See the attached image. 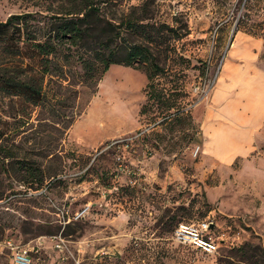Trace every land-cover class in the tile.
<instances>
[{"label":"rangeland","instance_id":"374dc122","mask_svg":"<svg viewBox=\"0 0 264 264\" xmlns=\"http://www.w3.org/2000/svg\"><path fill=\"white\" fill-rule=\"evenodd\" d=\"M40 9L0 0V21ZM154 10L189 31L176 42L189 63L178 66L170 111L150 106L145 73L123 65L61 103L34 106L0 89V241L30 248L31 264H221L244 243L264 249V124L252 137L218 120L224 149L202 154L197 111L230 54L253 53L264 70V0H154ZM167 80L176 78H154ZM180 219L210 221L216 251L177 244ZM0 264H13L1 246Z\"/></svg>","mask_w":264,"mask_h":264},{"label":"trees","instance_id":"16d2710c","mask_svg":"<svg viewBox=\"0 0 264 264\" xmlns=\"http://www.w3.org/2000/svg\"><path fill=\"white\" fill-rule=\"evenodd\" d=\"M128 1L38 0L40 11L10 14L0 21V50L10 59L0 62V89L34 106L51 98L61 103L63 95L77 97V85L94 91L111 65H123L145 73L150 106L170 111L177 105L171 96L182 86L178 66L189 63L176 47L188 25L177 15L171 23L156 20L154 0ZM230 257L221 264H264V249L247 242Z\"/></svg>","mask_w":264,"mask_h":264},{"label":"crops","instance_id":"0c3cea01","mask_svg":"<svg viewBox=\"0 0 264 264\" xmlns=\"http://www.w3.org/2000/svg\"><path fill=\"white\" fill-rule=\"evenodd\" d=\"M236 55L232 53L226 59L221 71L227 75L218 77L210 101L197 109L201 113L202 154H216L217 150L222 152L224 149L222 146H225V142H219V137H224L228 130L224 126L216 127V122L221 121L227 127H237V134L246 133L252 137L264 124V70L257 65L253 53L241 58V61H235ZM210 125L214 129H209ZM219 131L222 133L219 134ZM217 145L221 148H217ZM251 150L252 147L248 153Z\"/></svg>","mask_w":264,"mask_h":264},{"label":"built area","instance_id":"2783aa9c","mask_svg":"<svg viewBox=\"0 0 264 264\" xmlns=\"http://www.w3.org/2000/svg\"><path fill=\"white\" fill-rule=\"evenodd\" d=\"M211 222L201 221H179L172 232L173 240L180 245L191 247L203 254H213L217 244L210 235ZM0 246L10 252L13 264H31V249L26 246L15 244L11 239L0 241ZM56 247H60L57 244Z\"/></svg>","mask_w":264,"mask_h":264},{"label":"water","instance_id":"95a60500","mask_svg":"<svg viewBox=\"0 0 264 264\" xmlns=\"http://www.w3.org/2000/svg\"><path fill=\"white\" fill-rule=\"evenodd\" d=\"M233 31H234V28L232 29V33H233ZM229 44H230V42H229Z\"/></svg>","mask_w":264,"mask_h":264}]
</instances>
